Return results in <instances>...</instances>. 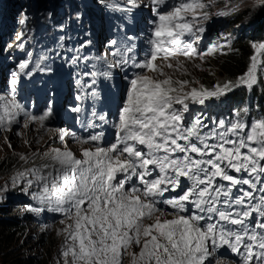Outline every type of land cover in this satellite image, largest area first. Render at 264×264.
Masks as SVG:
<instances>
[{
  "label": "snow or ice",
  "instance_id": "obj_1",
  "mask_svg": "<svg viewBox=\"0 0 264 264\" xmlns=\"http://www.w3.org/2000/svg\"><path fill=\"white\" fill-rule=\"evenodd\" d=\"M127 3L125 8L106 6L129 12L139 6L138 0ZM149 3L154 18L145 58L137 60L135 39L129 37L130 43H122L112 54L116 59L108 61L110 68L141 70L132 73L118 118L110 122L114 142L105 146L103 132L77 139L59 129L65 147L40 154L42 163L18 172L13 187L25 183L20 191L42 205L28 211L47 209L71 221L61 230L63 264H124L128 256L131 264H214L220 249L235 254L239 264H264V117L249 125L237 112L236 119L221 120L208 132L202 131L207 125L199 116L185 122L190 104L204 105L235 89L252 90L264 83V42L251 45L255 54L250 66L235 80L189 87L194 81L174 79L164 67L185 73L184 62L173 65L171 59L204 60L217 52L216 44L205 52L194 46L205 32L207 5L202 0ZM257 3L264 6V0ZM161 58L167 62L163 66L156 63ZM27 67L25 61L12 74L13 90ZM99 75L109 77L110 71ZM241 111L247 114L248 109ZM21 115L25 128L37 123L44 129L53 110L49 105L34 115L14 95H0V130H11ZM106 123L107 114L93 112L88 127ZM66 137L94 147L84 148L78 158L67 148ZM21 159L27 162L29 157ZM133 245L140 246L138 253L129 252Z\"/></svg>",
  "mask_w": 264,
  "mask_h": 264
},
{
  "label": "rangeland",
  "instance_id": "obj_2",
  "mask_svg": "<svg viewBox=\"0 0 264 264\" xmlns=\"http://www.w3.org/2000/svg\"><path fill=\"white\" fill-rule=\"evenodd\" d=\"M16 1L23 3L20 0ZM202 2L207 5L203 11L208 13L209 19L202 21L205 32L201 34V39L196 41L194 46L198 52H205L212 44H216L218 45L217 52L214 55L205 57L204 60H200L199 58L189 60L183 56L171 59L173 65L179 61H183L187 72L181 73V71H174L167 67H164V72L173 76L174 79H189L190 81H194L189 87H198L199 84H203L205 87L211 88L206 85V81L208 78L216 76L217 63L215 61L223 55L231 38L239 35L244 30L240 28V25L243 23L242 21L237 25L232 23L234 19V15L232 14L237 11L242 12L246 10L248 11L247 14L251 15V13H255V10H258L262 6L257 3V0H202ZM8 3L9 5L5 7L4 12L8 8L10 9L11 1H8ZM112 3L119 4L120 6L124 4L125 7L128 6L127 0H103V3H101V0H32V7L24 6V8H21L22 6H19L16 8L12 6V9L8 11L6 18L1 23L3 28L1 27L0 29V95L7 97L14 95L24 105L25 109L34 115H41L49 105H51L53 110V117L45 122L46 126L44 129H41L37 123H32L29 127L25 128L23 126L24 117L21 115L18 118L19 123L14 124L11 130H0V189H5V191L0 192V205L5 207L6 215L17 214L21 217L23 228L18 233L15 232L14 235L18 236V242L22 245V250L27 255H35V259L41 260L42 264H63L62 251L65 237L61 233V230L65 228L67 223H71V221L67 220L64 214L47 209L40 213L28 211L29 207H42V205L39 201L32 199L30 195L20 191V188L26 186L25 183H17L13 187V178L17 176L18 172L25 171L34 165H40L42 163V160L39 158L40 154L52 148L63 149L65 147V144L58 138L59 129L70 131L72 126L78 133H92L93 130L91 127H88V122L92 119L93 112L97 115L101 114V112L96 106H91L88 110L89 113L85 114V118L81 122V118H75L78 116V112L74 110L80 105L89 102V99L94 102L95 98L91 95L92 92L97 93V97H101L103 102L106 101L109 109H114L118 113L126 95L129 79L123 77L121 81L116 82L111 77L112 74H110L108 78L102 76L99 80L97 76L101 70H99L100 67H96L97 62L92 57H88L91 62L90 66L84 68H82L83 64L80 62L72 64L71 61H68L69 63H64L62 66L56 64L60 68L57 73L54 67L36 66L35 69H32L33 66L31 64H33L32 61L34 60L32 57H38L46 51L45 57L51 60H46L45 62L54 65L53 57H64L69 60L71 54L69 55L68 50L64 47L61 53L55 56L51 52L52 50L48 51L49 46L56 45L57 47H61L64 43H67L68 46H78L80 48L84 41H89L90 39L94 41L95 48L98 47L102 53L104 52V55L109 54L108 56L113 57L112 54L121 46L124 40L123 37H120L121 32L120 34H116V37H118L116 45L110 44L109 42L112 40H108L107 38V46H105L102 42L100 44L96 43V38L88 36L90 28L87 25L90 19L89 12L96 22L103 16L108 22L116 20L117 18L114 17L113 13L118 14V16L122 15V10L106 6ZM138 5L132 11L140 12L138 18L139 27L128 32H142L144 30L151 33L152 25L150 21L154 18V15L151 11L149 0H138ZM221 12H227L228 14L220 15L219 13ZM245 20H247V17ZM21 28H25L23 34L20 32ZM119 30L120 27H117L116 31ZM100 31L101 33L104 31L103 27H100ZM124 33L126 34L127 32ZM103 34L106 35L105 33ZM103 34H100V36H103ZM64 36L67 40L63 39ZM100 38L103 41V37ZM14 42H19L20 51L7 50V47ZM258 42L264 41L262 39L260 41H253V43ZM23 48L24 51H21ZM253 53L255 54L254 49ZM79 56L76 54V57ZM25 61L28 62V67L19 76L18 83L13 90L11 84L12 74L18 72L19 65ZM156 63L163 66L167 62L161 58ZM118 69L121 71V68ZM28 71L30 75H25L24 73ZM135 71L141 70L136 69L133 72ZM34 72V81L32 78L26 79L31 77ZM91 73H97V75L94 76ZM147 74L156 75L150 71ZM42 77L46 79L43 80ZM214 78L216 79L217 77ZM37 81L42 84L43 97L40 98L35 97L34 91L28 85L29 82H33L36 85ZM40 89L41 87L37 86V91ZM115 94L117 98L114 96ZM227 95L221 97L218 102L223 101L226 110L231 113L230 105L227 102ZM77 97H80V99H77ZM253 101L247 98L243 102V109L247 108L248 112L247 114L240 113V116L249 125L252 121L264 117L262 112L256 110L250 111L252 107L255 109ZM214 110L213 106L203 107V105L199 104H190L189 112L185 113V122L189 123V120L196 116H199L202 121L208 120L209 112L214 113ZM237 112L233 109V120L237 118ZM217 113L221 117L223 116L222 110L219 107ZM215 124L212 121L208 131L213 129ZM48 129H51V131ZM248 130L245 129V132ZM208 131L203 130V132ZM65 141L67 148L71 149L78 158H82V150L84 148L94 147L92 143L80 144L71 139V137H66ZM34 154H36V159L32 160L31 158ZM21 156L29 157V160L26 162L21 159ZM235 175L240 176L241 174ZM168 218L171 219L172 216H168ZM151 222L146 221V223ZM50 236H53L54 239L48 242ZM139 250L140 246L133 245L129 249V252L138 253ZM216 261L214 260V264H217ZM218 262L223 261L218 260ZM0 264H5L2 256H0ZM124 264H131V256L125 258ZM220 264L232 263L226 261Z\"/></svg>",
  "mask_w": 264,
  "mask_h": 264
},
{
  "label": "trees",
  "instance_id": "obj_3",
  "mask_svg": "<svg viewBox=\"0 0 264 264\" xmlns=\"http://www.w3.org/2000/svg\"><path fill=\"white\" fill-rule=\"evenodd\" d=\"M8 1H11L10 9L8 8L5 12L4 9L9 5ZM0 0V29L2 27V22L6 18V15L9 10L13 7L24 8V6H31L32 0H20L23 3H19L16 0ZM125 7L124 4H121V8ZM125 16L129 17L131 14H134L133 11H123ZM248 11H237L234 12V19L232 23L237 25L242 21L240 28L246 29L242 30L239 35L233 36L223 55L215 61L217 63L216 70V79L214 77L208 78L206 85L212 87L214 83L224 82L226 80H235L237 77L245 73L250 66V58L253 56V48L251 45L253 41H264V6L259 7L258 10H255V13L247 14ZM93 13V12H92ZM4 14V15H3ZM3 15V16H2ZM247 17V20H245ZM88 27L90 28L89 37L96 38V25L97 22L92 17V14L89 12ZM130 18V17H129ZM3 20V21H2ZM233 24V25H234ZM4 26V25H3ZM3 28V27H2ZM248 28V29H247ZM25 29V28H24ZM23 28L20 29V32L23 34ZM249 30V31H247ZM250 33V34H249ZM21 34V35H22ZM63 39L67 40L65 36ZM88 41L83 42L82 47H84ZM68 49L70 52L75 53L76 49L79 47L68 46L67 43H64L63 46L57 47L56 45L49 46L48 51L52 50L55 54H60L63 48ZM7 50L11 51H20L19 42H14L7 47ZM24 51V48L21 50ZM45 52L38 56L32 57L34 59L31 64L32 66L41 65L46 60H51L48 57H45ZM43 56V57H42ZM53 56V55H52ZM54 61L63 59L53 57ZM37 63V64H36ZM227 98L235 102L236 109L241 113L243 109V102L248 98L253 101L255 109L252 107L250 111L256 110L262 112L264 115V84L256 85L252 90H248L246 87H241L233 90L231 93H228ZM5 207L0 205V256H2L5 264H42L41 260L35 259V255H27L25 251L22 250V245L18 242V236L14 235L15 232H19L22 227V219L17 214L6 215L4 210ZM53 236L48 239V242L53 240ZM53 243V242H52Z\"/></svg>",
  "mask_w": 264,
  "mask_h": 264
},
{
  "label": "bare ground",
  "instance_id": "obj_4",
  "mask_svg": "<svg viewBox=\"0 0 264 264\" xmlns=\"http://www.w3.org/2000/svg\"><path fill=\"white\" fill-rule=\"evenodd\" d=\"M217 264H220L219 262H217Z\"/></svg>",
  "mask_w": 264,
  "mask_h": 264
}]
</instances>
